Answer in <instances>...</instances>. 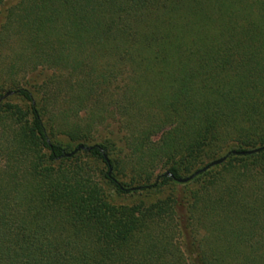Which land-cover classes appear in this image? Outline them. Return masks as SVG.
I'll use <instances>...</instances> for the list:
<instances>
[{"label":"trees","instance_id":"16d2710c","mask_svg":"<svg viewBox=\"0 0 264 264\" xmlns=\"http://www.w3.org/2000/svg\"><path fill=\"white\" fill-rule=\"evenodd\" d=\"M0 264H264V0H0Z\"/></svg>","mask_w":264,"mask_h":264},{"label":"rangeland","instance_id":"374dc122","mask_svg":"<svg viewBox=\"0 0 264 264\" xmlns=\"http://www.w3.org/2000/svg\"><path fill=\"white\" fill-rule=\"evenodd\" d=\"M21 85H26L24 80L20 81ZM9 91H15L11 88H5L3 91V95H6ZM5 102L11 103V104H16L20 105L22 107H28V103L22 99V97L17 94L16 92L9 96L8 98L5 99ZM106 138V133L101 131L99 135L97 136L96 143H102L104 142V139ZM56 140L61 142L65 146H69L71 149H75L77 147V144L71 143L66 137L64 136H56ZM88 146L93 145V142H88L86 143ZM86 157V156H84ZM98 167L100 170H105V167L103 164L98 163ZM165 172V169L162 168V165L160 164L158 170L156 171V176L159 174H163ZM119 179L122 183L126 185H130L133 180V174L128 171L126 174H119ZM155 182V178L152 180V183ZM132 187H138V181L133 182ZM177 186L175 185H170V186H165L163 188L157 189V190H152V191H135L130 194H122L118 193L116 190L112 189L111 187H107V193L110 199L116 203V204H135L139 202H145L146 204L154 203L156 201L162 200L165 197L168 196V194L176 189Z\"/></svg>","mask_w":264,"mask_h":264},{"label":"water","instance_id":"95a60500","mask_svg":"<svg viewBox=\"0 0 264 264\" xmlns=\"http://www.w3.org/2000/svg\"><path fill=\"white\" fill-rule=\"evenodd\" d=\"M13 94H14L13 91H9L6 95H4L1 98V100H5L6 98H8L9 96H11ZM79 150H90V148L89 147H86L84 145H80L75 152H77ZM260 150H262V148H258V149H254V150H250V151H243V152L232 151V154L242 155V156L243 155H251L253 153L259 152ZM226 159H227V157H222L220 159H217L215 161H212L209 165H207L206 167H204V168L196 171L195 173H193L189 177L177 179L176 181L179 182V183H181V184L188 183V182L194 180L198 175H200V174L204 173L205 171H207L208 169L223 164L226 161Z\"/></svg>","mask_w":264,"mask_h":264}]
</instances>
